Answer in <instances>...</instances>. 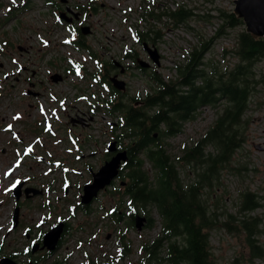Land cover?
Here are the masks:
<instances>
[{"label": "rangeland", "instance_id": "1", "mask_svg": "<svg viewBox=\"0 0 264 264\" xmlns=\"http://www.w3.org/2000/svg\"><path fill=\"white\" fill-rule=\"evenodd\" d=\"M183 3L214 17L219 9H234L233 0H157L154 6L175 8ZM150 5V0H0V257L17 253V264H27L29 259L37 264H140V244L157 237L160 226L155 212L157 223L151 230L127 228V218L118 225L111 222L107 210L117 197L113 199L106 190L89 205V214L78 209L82 187L108 160L107 147L114 141L119 114L106 107L110 92L97 81L101 74L91 76L98 68L97 60L72 44L78 34L72 28L85 29V45L97 55L99 65L116 61L131 68L122 79L127 83L123 101L135 95L144 98L154 86L149 74L175 80L184 51L198 46L200 34L209 40L219 23L214 19L212 25L170 26L160 31L161 39L145 41L160 56L156 67L137 39V32L149 25L160 27L142 17ZM61 13L71 22L59 20ZM244 30V25L229 30L227 37L213 43L204 61H212L220 70L233 67L237 59L230 51ZM136 59L151 67L133 68ZM253 73L258 86L244 117V143L231 164L246 171L237 176L228 168L223 170L216 195L222 197L220 204L228 213L242 219L236 206L239 192L256 193L263 207L251 216L258 217L264 228V58L254 65ZM56 74L62 81L52 83L50 77ZM216 111L202 108L193 121L185 123L180 135L167 140L168 154L182 158L183 150L194 146L214 124ZM196 172L192 164L182 169L185 180ZM20 183L22 192L30 188L40 194L28 199L22 194L16 202L13 185ZM16 208L18 225L13 228ZM59 222H66L70 229L61 247L48 257L44 252L29 255L33 243ZM120 231L133 250L122 260L117 258ZM259 242L264 249V236ZM210 244L218 264H234L236 259V264H264L263 260L248 262L243 234L218 229L211 233Z\"/></svg>", "mask_w": 264, "mask_h": 264}, {"label": "trees", "instance_id": "2", "mask_svg": "<svg viewBox=\"0 0 264 264\" xmlns=\"http://www.w3.org/2000/svg\"><path fill=\"white\" fill-rule=\"evenodd\" d=\"M150 2L153 5L144 10L142 17L160 27L149 25L146 31L137 32L142 46L147 40L154 43L161 39L160 31L170 26L212 25L214 19L219 23L209 40L200 34L198 46L184 51V62L176 65L175 80L165 81L150 73L149 78L154 83L151 91L144 98L128 97L127 103L123 101L124 93L116 91L107 80L108 72L115 69L112 62H103L100 66L97 55L85 45L80 32L72 42L76 50H85L97 60L98 68L92 77L97 78L102 67L105 71L97 81L109 89L106 107L110 113L119 114L118 123L113 127L116 133L113 139L118 151H126L128 157L120 169V183L113 182L111 189L106 190L113 199L117 197V203L107 214L116 225L127 218V228L135 230L136 217L146 219L142 230H151L157 223L153 213L157 214L160 231L152 241L140 244V264H218L210 244L211 233L218 229L236 236L243 234L248 262L264 261V249L259 242L264 228L258 217L251 216L263 207L261 198L248 189L241 190L236 206L243 218L238 219L227 212L220 204L222 197L216 195L223 170L228 168L237 176L246 171L231 164L244 143L242 129L247 123L244 117L258 86L253 67L264 58V37L257 38L241 31L230 51L237 63L220 70L212 61H204V57L214 42L227 37L229 30L244 25L241 19L227 10H217L214 17L186 3L163 8L154 6L157 0ZM138 69L145 71L139 66ZM205 107L217 110L214 124L194 146L183 150L182 158L169 155L167 140L180 135L184 124L193 121ZM189 164L198 172L192 179L185 180L182 169ZM78 209L89 214V206ZM63 223L65 233L58 248L70 230L69 225ZM118 244L121 248L119 260L133 254L132 244L124 231L118 234ZM51 255L45 254L46 257Z\"/></svg>", "mask_w": 264, "mask_h": 264}, {"label": "water", "instance_id": "3", "mask_svg": "<svg viewBox=\"0 0 264 264\" xmlns=\"http://www.w3.org/2000/svg\"><path fill=\"white\" fill-rule=\"evenodd\" d=\"M234 9L233 14L241 19L245 32L257 37H264V0H233ZM60 18L67 22H70L66 18L65 14H61ZM76 18V16H75ZM81 34L85 35V29H81ZM144 50L147 53L150 61L159 66L160 56L158 55L155 49H150L147 45H144ZM115 67L121 68V73L124 72V68L118 62H113ZM137 64L141 69L150 68V64L145 61L137 60ZM53 83H59L62 81L61 75H53L50 77ZM110 83L112 87L118 92H125L126 86L123 81L117 79V77L110 78ZM107 153L112 155V157L105 161L104 164L98 169L97 172L92 173V181L89 184H86L82 188V195L80 196V204L82 206H89L92 202L98 197V195L107 190L113 182H115L120 173L122 164L126 163L128 160L126 151H118L117 142L112 141L107 147ZM23 184L17 185L13 190V195L16 201H19L22 192L21 189ZM23 194L26 198H29L32 195L40 194L39 191L34 189H25ZM31 194V195H30ZM14 228L18 225V208L15 209L13 215ZM146 219L143 217L135 218V228L137 232L142 231ZM65 224L58 223L55 227L47 231L42 237L41 242L36 243L32 249L31 254L34 255L38 252L46 251L48 253H53L57 250L59 242L62 235L64 234ZM0 264H17L11 259L3 258L0 260ZM32 264V263H29Z\"/></svg>", "mask_w": 264, "mask_h": 264}, {"label": "flooded vegetation", "instance_id": "4", "mask_svg": "<svg viewBox=\"0 0 264 264\" xmlns=\"http://www.w3.org/2000/svg\"><path fill=\"white\" fill-rule=\"evenodd\" d=\"M68 19H70V20H72L71 18H69V17H67ZM71 22V21H70ZM74 31H76L77 32V30L76 29H74V28H72ZM115 67V66H114ZM124 68H125V70H124V72L123 73H121V69L120 68H118V67H115V69H112L111 71H109L108 72V74H107V80H108V82H109V84H111L110 83V78H113V77H117L118 78V80H122L125 76H126V74L128 73V71L131 69L130 67H128V66H123ZM133 68H135V69H138V66L136 65V63L134 62V65H133ZM111 72V73H110ZM105 74V71H104V69H101V73L100 74ZM124 82V81H123ZM125 84H126V90H127V83L126 82H124ZM112 86V85H111ZM40 242V239L39 240H37L35 243H39ZM34 244V243H33ZM27 250H28V248H27ZM26 250V254L28 253V251ZM17 253H15V254H10V255H3V256H1L0 257V260L2 259V258H9V259H11V260H13V261H15V262H17ZM28 263H32V264H37V261L36 260H34V259H29V261L27 262V264Z\"/></svg>", "mask_w": 264, "mask_h": 264}, {"label": "snow or ice", "instance_id": "5", "mask_svg": "<svg viewBox=\"0 0 264 264\" xmlns=\"http://www.w3.org/2000/svg\"><path fill=\"white\" fill-rule=\"evenodd\" d=\"M14 119H18V117H14ZM11 126H9V128H10ZM29 151H30V149H29ZM13 187H15V185H13Z\"/></svg>", "mask_w": 264, "mask_h": 264}]
</instances>
